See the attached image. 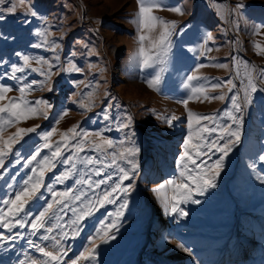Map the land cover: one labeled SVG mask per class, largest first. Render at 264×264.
Segmentation results:
<instances>
[{"label":"rangeland","instance_id":"rangeland-1","mask_svg":"<svg viewBox=\"0 0 264 264\" xmlns=\"http://www.w3.org/2000/svg\"><path fill=\"white\" fill-rule=\"evenodd\" d=\"M162 3L165 7L154 10L153 15L175 22L176 31L166 62L149 69H141L137 59V0L0 3V88L10 89L4 95L13 99L21 96V87L30 84L32 88L26 90L24 100L36 106V100L44 99L51 105L47 118L41 114L4 126L2 135L7 139L17 128L39 125L36 132L28 133L13 146L14 151L0 167V210H7L3 201L13 196L32 175L31 168L36 167L35 162L26 166L24 160L37 150L41 153L39 159L50 156L51 150L42 148L43 133L56 129L49 138L54 147L61 143V133L74 125L81 133V137L69 139L62 147L60 159L73 155V161L68 165L60 163L45 174V183L52 190H72V198L67 200L69 207L55 208V214L50 212L45 226L34 234L31 220L52 200L49 189L43 188L41 198L28 206L29 214L19 217L24 227L9 230L0 222V235L5 238L0 240V264H71L91 246L89 241L97 230L113 221L116 227L110 231L115 238L107 243L97 239L93 257L79 264H264V161L260 159L264 156V52L258 54L254 48V44L264 48V0ZM13 5L17 9L9 13ZM237 5L243 7L237 9ZM176 7L182 8L183 14L170 10ZM208 34L211 40L206 39ZM149 35L155 37L158 30ZM25 56L29 57L27 66ZM69 62L80 71H66ZM14 68L22 71L14 72ZM160 68L164 71L159 85L149 88L146 81ZM193 74L199 79L186 86L187 77ZM249 79L255 92H251ZM228 80L234 87L226 83ZM216 84L222 86L213 88ZM193 87L203 88L204 92L193 93ZM246 91L251 94L247 106ZM205 95H223L224 99H205ZM233 96L241 105V113L235 112ZM9 99L0 101V105L9 103ZM184 100H188L187 108ZM189 111L212 117L201 120L199 125L194 120V132L197 128H216L215 132H201L203 140L194 137L193 143H224L219 140L221 128L235 127L229 112L242 115L243 123L240 141L224 158L216 186L202 195L193 191L192 199L200 202L180 203L179 208L188 213L181 216L171 213L163 201L164 195L171 197L172 188L158 186L168 180L183 181L179 156L189 133ZM172 116L177 119L169 125L166 118ZM7 119V114H0V123ZM85 132H101L112 141V147L95 149L91 142L99 140L90 135L84 141V150L77 152L74 145L80 143ZM133 146L139 152L121 159L124 149ZM189 151L194 155V149ZM202 151L205 154L197 158V163L207 170L221 153L215 148L209 151L206 146ZM114 154L119 167L125 170L131 169L129 160L137 165L122 183L124 187L131 184V188L127 193H114L113 203L97 204L92 215L80 222L79 235L73 238L75 225L71 222L76 214L71 209L76 208L78 213L82 205L120 183L122 173L111 163ZM89 158L93 160L90 165ZM72 163L76 165L73 174L57 183L54 177L70 169ZM189 168L199 171L191 163ZM98 170L100 175H96ZM83 179H90L93 187L76 183ZM100 180L107 182L96 188ZM75 195H81V200L76 201ZM124 199L127 205L121 208ZM118 210L123 213L119 217ZM8 219L14 224L12 218ZM48 228L52 231L48 232ZM37 246L61 253L60 258L50 260Z\"/></svg>","mask_w":264,"mask_h":264},{"label":"snow or ice","instance_id":"snow-or-ice-1","mask_svg":"<svg viewBox=\"0 0 264 264\" xmlns=\"http://www.w3.org/2000/svg\"><path fill=\"white\" fill-rule=\"evenodd\" d=\"M3 0H0L2 3ZM20 5L25 4V0H18ZM138 4V12H137V23H138V41H139V49L137 54L138 64L141 69H149L153 68L156 65H162L166 62L169 53L171 52L172 46V37L176 31V25L173 21H166L161 17L153 15L154 10L162 9L165 5L162 3V0H137ZM243 7V5H237V9ZM17 9V5H13L12 7L8 8L9 13H15ZM178 14H183V9L176 7L170 9ZM34 14V13H33ZM2 18V17H0ZM158 30V35L155 37L150 36L149 33L156 32ZM43 35V33H41ZM207 40H211V34H208L206 37ZM145 41L148 42L147 46L145 45ZM39 46V45H37ZM58 47V45H54V48ZM254 48L258 50V54L260 52H264V48H261L259 44H254ZM211 49H208L210 51ZM25 65H28L29 57L25 56L24 58ZM58 59V58H57ZM40 61H38L39 63ZM217 67H227V65H216ZM199 67H204V65H200ZM14 72L22 71L20 68H14ZM66 71H80L76 68L75 64L69 62V66ZM164 71L163 68H160L158 72H156L151 79L146 81L147 86L149 88L155 89L161 79V73ZM50 77V74H49ZM199 79L198 76L195 74L189 75L187 77L186 86H188V82L193 80ZM37 83V82H33ZM228 85H233L231 80L226 82ZM221 84L213 85V88L221 87ZM249 87L251 88V92L256 91V87L252 84L251 79H249ZM32 85H25L19 89L21 96L18 98L9 99L4 94L10 91L8 88H0V101L5 99H9V103L0 105V114H7L9 119L4 120L0 123V167H3L5 164V157L8 156L10 153L14 151V145L18 144L20 141L28 133H34L37 131L36 127L31 128H17L15 133L8 136L5 139L2 135L4 126H9L13 122H19L21 120H26L33 118L35 116H39L41 114L44 115L45 118L48 116V109L51 108V105L44 99L36 100L34 104L36 106H32V103L24 100V93L26 90H31ZM231 90V89H230ZM51 91V89H49ZM193 93H203V88H192ZM205 99H224V96H214L209 97L207 95L204 96ZM188 99H192L189 96ZM233 104L235 107L236 113H241L242 108L241 105L236 103V97H232ZM182 103L187 108L188 100L182 101ZM251 103V94L246 91L245 94V106ZM42 106V107H38ZM63 115H66V112L61 115V119ZM228 116L233 121L235 127L228 126L221 128V135L219 140H224L225 142L220 144L218 141H213L211 144L203 145L202 143H193V139L195 137L196 140L202 141L203 137L200 135L201 132H215L216 128H197L195 132L193 131V121L195 120L196 124L199 125L201 120H211L212 117L210 116H200L197 114L192 113L191 111L188 112V128L189 133L184 139L183 143V151L179 156V164L181 165L180 177L183 178V181L188 182H178L177 180H168L165 184L159 185V189H165L166 186H170L173 190L171 197L169 198L167 195L163 196V201L166 205L170 206L171 213H179L181 216H187L188 213L183 211V209L179 208V204L188 200H191L192 203H199V200L192 199L193 191L197 192L198 194H203L209 188H214L216 186L215 180L220 175L221 169L223 168V161L224 158L231 152L232 146L240 141L241 136V126L243 123V116H237L233 113L229 112ZM167 123L169 125L172 124V121L176 120L177 117L172 116L171 118H166ZM129 121H131V117H129ZM122 127H127V125H123ZM77 126H73L69 128L67 132L61 133V143H57L55 147L52 143L49 142V138L56 132V129L53 128L51 131L42 134V139L44 141L42 148L51 150L50 156H44L42 159L40 157V150L33 152L29 155L25 160V165H31L34 162L36 163V167L31 168L32 175L28 176L27 179L23 181L22 186L16 190L11 198L8 200H4L3 203L6 206V211L0 210V222H3L2 226L5 229H11L14 226L24 227V222L19 217L21 214L28 215V206L36 200H39L43 195L42 189L48 188L50 195L52 197L51 202H47V207L41 211L34 219L31 220L30 226L35 231L40 230L45 226L46 218H48L49 213L52 212L53 215L55 214L54 209L60 207L61 210L64 208H68L69 205L67 200L70 197L71 189H66L63 192H58L52 190V186L50 184L45 183V174L47 172L53 171L58 164L63 163L65 165L70 164L73 161V155H69L65 159H60L63 155L62 147L67 145V141L69 139L81 137V133L77 132ZM68 133H71L72 136L69 137ZM90 135L95 136L99 143L92 141L91 143L94 144L95 149L102 150L104 146L109 148L112 147V141L106 139L101 132L95 133H83V139H81L80 143L74 145L77 152H82L84 150V141ZM207 147L209 151L213 148L217 152H220V157L211 163L207 167V170L200 167V164L197 163V158L205 153L202 151L203 147ZM194 149V155L190 154L189 149ZM139 152V149L135 146L129 147L124 149V151L120 154V158L123 159L125 155L128 157H134ZM17 155H19L17 153ZM260 159L264 161V156H261ZM93 160L89 158L87 160V164H92ZM112 165H116L122 175L119 177L120 183H117L114 187L111 188L110 191H105L102 195L98 196L95 201L89 200L87 205H82L77 213L76 208H72L74 214H76V218L71 222L72 225H75L72 231V236L79 235L80 230V222L84 221L87 217L92 215L93 208L96 207L97 204L103 206L106 203H113V194L116 192L127 193L128 190L131 188V184L127 187L122 186L124 180H128L130 178V171L132 173L135 172L137 165L132 161L129 160L128 163L131 164L130 170H125L124 168L119 167L116 161L115 154L113 155ZM189 163L195 166L196 169L199 171L194 172L193 169L189 168ZM111 165H109L110 167ZM76 165L74 163L71 164V168L60 173L59 175L55 176L54 179L57 183H63L64 181L68 180L69 177L73 174V169H75ZM101 172L98 170L96 175H100ZM108 179H111L109 177ZM106 180H100L96 182L95 187L98 188L101 184L106 183ZM76 183L87 185L88 187H93L90 183V179H83L77 180ZM191 184L195 185V188L191 186ZM74 199L76 201L81 200V195H75ZM127 200L124 199L123 203L121 204V208L126 207ZM123 213L121 211H117L116 216L119 217ZM8 218H12L14 220V224L10 223ZM116 227L115 221L113 223L106 225L102 229H98L96 236L92 237L89 241L90 247H86L76 259L71 261V264H79L80 261H88L93 257V254L96 251V243L95 241L99 239L102 243H107L109 240L114 239V235L111 234V229ZM48 232L52 231V228L47 229ZM64 235H67L65 233ZM5 239L2 235H0V240ZM11 239V237H9ZM44 239H48V237H44ZM31 243V242H30ZM59 244V241H57ZM178 248H183L182 244L177 245ZM38 251L43 254V256L50 258L52 261H56L60 258L61 253H53L47 251L43 247L37 246ZM187 251V249H184ZM66 255V252L62 253ZM32 264H36V261H33Z\"/></svg>","mask_w":264,"mask_h":264}]
</instances>
